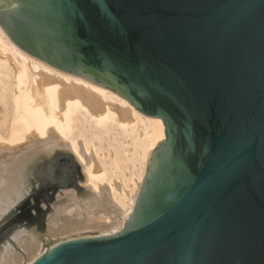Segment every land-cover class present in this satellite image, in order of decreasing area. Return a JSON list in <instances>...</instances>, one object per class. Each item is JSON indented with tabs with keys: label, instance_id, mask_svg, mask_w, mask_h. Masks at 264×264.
<instances>
[{
	"label": "water",
	"instance_id": "1",
	"mask_svg": "<svg viewBox=\"0 0 264 264\" xmlns=\"http://www.w3.org/2000/svg\"><path fill=\"white\" fill-rule=\"evenodd\" d=\"M0 26L164 125L124 227L31 264H264V0H0Z\"/></svg>",
	"mask_w": 264,
	"mask_h": 264
},
{
	"label": "bare ground",
	"instance_id": "2",
	"mask_svg": "<svg viewBox=\"0 0 264 264\" xmlns=\"http://www.w3.org/2000/svg\"><path fill=\"white\" fill-rule=\"evenodd\" d=\"M0 118L5 131L0 133V140L7 142L6 147L15 152L11 158L7 154H0V160L6 159V164L11 168L0 169V205L3 198L14 194L27 183V179L34 175V169L39 168L43 172L54 169L47 168V163L55 164L60 153L68 151L78 165L77 171L80 169L81 184L88 194L79 199L76 188H62L57 191L56 198L64 197L66 201H71L78 213L81 210H98L109 200L125 208L128 196L125 192L126 181L120 189L117 182H112L113 174L120 175L127 162L138 160V180L132 181L133 187L129 192L135 199L152 150L165 138L164 125L159 117L140 112L126 98L108 87L60 70L29 54L17 46L1 26ZM128 144L132 146L130 158L124 157L129 152ZM18 147L29 150L17 156ZM105 149L107 152L102 151ZM135 155L136 159L133 158ZM116 223L114 217L109 222L90 217L83 219L81 226L78 222L72 223L69 230L104 228ZM14 239L32 246L23 238L22 232L15 234ZM61 241L52 243L50 247ZM9 247L6 246L1 253L0 264H11L6 260ZM44 251L28 250L27 253L31 255L27 264H31Z\"/></svg>",
	"mask_w": 264,
	"mask_h": 264
},
{
	"label": "rangeland",
	"instance_id": "3",
	"mask_svg": "<svg viewBox=\"0 0 264 264\" xmlns=\"http://www.w3.org/2000/svg\"><path fill=\"white\" fill-rule=\"evenodd\" d=\"M4 132L5 131L2 126V120L0 118V133ZM6 146H8V143L0 140V154H7L8 158H11L12 156H14L15 152L11 148H7ZM126 147L129 152H126L124 157L127 156L128 158H130L132 157V146L128 144ZM28 150V148L18 147L16 155H24ZM102 151L107 152L106 149ZM62 153L63 152L60 153L59 159L55 161V164L54 162L53 164L47 163L48 166L45 164L47 168L55 167L56 169L54 168L46 170V172H43V170L39 168L37 170L34 169V175H31L27 179V183L25 185L21 186L14 194H9L6 196V198H3V204L0 205V255L6 246H10L8 248L6 260H8V262H10L11 264H27L29 258L28 256L31 255L27 253V251L30 249H34L36 251L39 249L45 250L50 247L52 243L64 239L79 236L104 235L117 232L124 227L125 219L128 218L130 212L132 211L135 199L133 198V195L131 196L130 189L133 187L131 186L132 181L138 180V168L140 166L138 160L127 162L123 167V172H120V175H118V173H115L112 176V182H117L116 184L117 186H120V189L122 187V184H124V181H126L127 186H125V192L126 196H128L127 202L126 204H124L125 208L121 207L118 202L116 203V201L114 202L113 200H109L103 204L102 208H98V210H94L93 212H90L88 210H81L78 213L77 210L73 208L72 204H70L71 201H66L64 197H60V199L56 198V194L59 189L75 188L73 185L74 181L80 187L79 189H77L76 187V192L79 199L85 198L88 194V191L84 189L83 185L81 184L82 180L80 179V169L79 171H77L76 165L72 160V154L68 151H64L66 155ZM133 158L136 159V155L133 156ZM5 160L6 159L0 160V169H11L6 164ZM134 170H137V172H135ZM55 171H60L62 173V178L60 181L55 178ZM46 174L47 176H45ZM124 174L125 176H123ZM116 176L121 177L122 179L120 178L119 180V178H117ZM132 176L134 177L133 179ZM128 178H131L129 179L131 181V184ZM46 181L49 182L45 187H43ZM136 181H134L133 183H135ZM120 183L121 185H119ZM127 183H129L130 185ZM54 188L57 190H55V192L53 193V197L50 198L52 190ZM36 197H39L40 200L36 199ZM114 207L115 209H113ZM90 217H94L101 222H109L114 217L116 218L117 223L115 225H109L104 228H83L69 230L72 223L78 222L79 226H81L80 222L83 219H89ZM78 224L76 226H78ZM20 232H22L23 238L32 243L31 247L29 245H26L25 242L21 243L14 239L15 234ZM38 241L40 244L38 243Z\"/></svg>",
	"mask_w": 264,
	"mask_h": 264
}]
</instances>
